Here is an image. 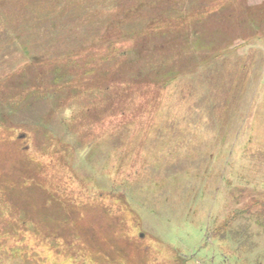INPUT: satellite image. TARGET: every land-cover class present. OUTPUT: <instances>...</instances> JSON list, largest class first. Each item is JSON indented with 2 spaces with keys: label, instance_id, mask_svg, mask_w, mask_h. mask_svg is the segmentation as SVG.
Instances as JSON below:
<instances>
[{
  "label": "rangeland",
  "instance_id": "obj_1",
  "mask_svg": "<svg viewBox=\"0 0 264 264\" xmlns=\"http://www.w3.org/2000/svg\"><path fill=\"white\" fill-rule=\"evenodd\" d=\"M129 1L0 0V264H264V0Z\"/></svg>",
  "mask_w": 264,
  "mask_h": 264
},
{
  "label": "trees",
  "instance_id": "obj_2",
  "mask_svg": "<svg viewBox=\"0 0 264 264\" xmlns=\"http://www.w3.org/2000/svg\"><path fill=\"white\" fill-rule=\"evenodd\" d=\"M180 1L181 0H170L167 2L162 0L143 1L144 3H147V5H142L140 4L141 2L137 5L131 4L130 1L128 4L122 2L119 6H117V8L120 7L119 15L115 16L116 18L120 16L121 19L114 23V18L111 21L112 24L109 26L115 25L117 27L121 26L122 29H130L128 33L132 31L133 34L137 35L136 37L140 38H145L148 36L155 37V39L158 40H167V38L173 34H177L180 37L182 35L187 36L189 35L188 27L192 30H197L199 27L198 22L202 21L199 19L201 15L200 13L192 16L188 12H201L207 6L200 4V6H198L196 9H192L191 11L188 10L186 13L184 10V3L180 4ZM142 9L145 13L142 17L143 19L139 18L141 16ZM105 19H110V17L107 16ZM137 27H139V30L136 31L135 29ZM185 50L187 54H190L188 47ZM192 57L196 61L194 56Z\"/></svg>",
  "mask_w": 264,
  "mask_h": 264
}]
</instances>
